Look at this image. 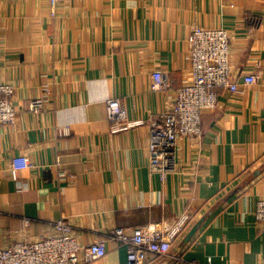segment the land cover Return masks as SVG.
<instances>
[{"label":"crops","instance_id":"1","mask_svg":"<svg viewBox=\"0 0 264 264\" xmlns=\"http://www.w3.org/2000/svg\"><path fill=\"white\" fill-rule=\"evenodd\" d=\"M248 14L261 16L260 26L247 27ZM196 24L227 27L234 78L255 71L259 79L240 92L217 88L220 105L204 112L203 138L181 140L178 169L163 181L148 167V118L171 108L190 79ZM154 69L170 88L151 89ZM6 81L16 86L17 121L0 126V247L39 239L60 216L88 244L115 226L171 223L188 211L171 247L183 259L149 264L264 260L255 214L264 197V0H72L55 17L49 0H0ZM113 96L147 123L112 132ZM64 125L71 134L57 135ZM24 153L35 168L13 170ZM106 243L104 257L83 264H125L126 247Z\"/></svg>","mask_w":264,"mask_h":264},{"label":"built area","instance_id":"2","mask_svg":"<svg viewBox=\"0 0 264 264\" xmlns=\"http://www.w3.org/2000/svg\"><path fill=\"white\" fill-rule=\"evenodd\" d=\"M51 15L55 17L62 2L72 0H49ZM190 79L176 92L173 106L148 118L150 142L148 146V167L163 181L178 169L180 143L183 138L197 142L204 136V112L220 105L218 87L230 92H240L248 84L258 81L255 71L243 76L242 82L232 74V34L225 26L204 27L194 25L189 37ZM170 88L168 79L161 69H154L151 89L163 91ZM46 92L49 93L48 89ZM16 86L11 82H0V126L13 125L17 121L14 105ZM37 98L31 104L35 109L42 104ZM111 131L118 132L146 124V119H131L120 96H113L106 103ZM56 134H71L68 125L55 126ZM60 165V158H57ZM36 164L28 154L14 156L10 167L13 170L34 169ZM64 173V170H61ZM65 175V173H64ZM22 186H25L21 182ZM256 219L264 225V197L257 202ZM190 219L188 211L182 212L171 223L168 221L137 226H115L91 243H83L75 232L73 222L65 217L52 220L49 228L37 240H18L0 247V264H83L85 261L104 257L107 253V239L115 240L126 247L125 264H149L154 256L183 259L182 255L171 253V247ZM27 223L30 220H26ZM192 264H198L191 262ZM259 264H264L262 260Z\"/></svg>","mask_w":264,"mask_h":264},{"label":"trees","instance_id":"3","mask_svg":"<svg viewBox=\"0 0 264 264\" xmlns=\"http://www.w3.org/2000/svg\"><path fill=\"white\" fill-rule=\"evenodd\" d=\"M246 20H247V27L249 28H256L258 26H260L261 21H262V17L258 16V15H253V14H248L246 16Z\"/></svg>","mask_w":264,"mask_h":264}]
</instances>
